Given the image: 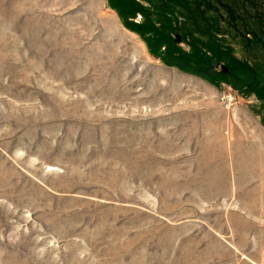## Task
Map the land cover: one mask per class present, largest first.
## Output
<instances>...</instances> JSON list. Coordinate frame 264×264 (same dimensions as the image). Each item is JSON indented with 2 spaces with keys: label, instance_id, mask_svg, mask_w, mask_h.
I'll return each mask as SVG.
<instances>
[{
  "label": "rangeland",
  "instance_id": "374dc122",
  "mask_svg": "<svg viewBox=\"0 0 264 264\" xmlns=\"http://www.w3.org/2000/svg\"><path fill=\"white\" fill-rule=\"evenodd\" d=\"M203 99L264 133V0H0V264H195Z\"/></svg>",
  "mask_w": 264,
  "mask_h": 264
},
{
  "label": "crops",
  "instance_id": "0c3cea01",
  "mask_svg": "<svg viewBox=\"0 0 264 264\" xmlns=\"http://www.w3.org/2000/svg\"><path fill=\"white\" fill-rule=\"evenodd\" d=\"M201 104L211 107L206 128L213 116L218 121L215 135L201 126L196 143L193 135L181 144L188 159L173 164L187 171L173 175L171 200L187 202L189 257L195 264H264V133L241 124V116L253 121L248 109L229 114L213 99Z\"/></svg>",
  "mask_w": 264,
  "mask_h": 264
}]
</instances>
